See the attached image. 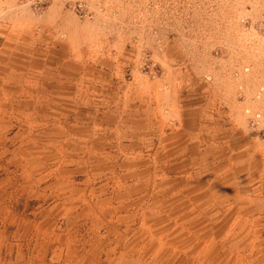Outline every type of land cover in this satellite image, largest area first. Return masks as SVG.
Listing matches in <instances>:
<instances>
[{
  "label": "rangeland",
  "instance_id": "374dc122",
  "mask_svg": "<svg viewBox=\"0 0 264 264\" xmlns=\"http://www.w3.org/2000/svg\"><path fill=\"white\" fill-rule=\"evenodd\" d=\"M263 113L264 0H0V264H264Z\"/></svg>",
  "mask_w": 264,
  "mask_h": 264
},
{
  "label": "crops",
  "instance_id": "0c3cea01",
  "mask_svg": "<svg viewBox=\"0 0 264 264\" xmlns=\"http://www.w3.org/2000/svg\"><path fill=\"white\" fill-rule=\"evenodd\" d=\"M132 263H134V262H132ZM132 263H130V264H132ZM82 264V263H81ZM111 264V263H110ZM116 264H129L128 262H126V263H123V262H118V263H116ZM134 264H142V262H136V263H134Z\"/></svg>",
  "mask_w": 264,
  "mask_h": 264
},
{
  "label": "built area",
  "instance_id": "2783aa9c",
  "mask_svg": "<svg viewBox=\"0 0 264 264\" xmlns=\"http://www.w3.org/2000/svg\"><path fill=\"white\" fill-rule=\"evenodd\" d=\"M259 116H260V115H259ZM262 117H264V113H263Z\"/></svg>",
  "mask_w": 264,
  "mask_h": 264
}]
</instances>
